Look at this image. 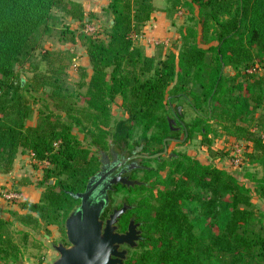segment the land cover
<instances>
[{
    "label": "trees",
    "instance_id": "16d2710c",
    "mask_svg": "<svg viewBox=\"0 0 264 264\" xmlns=\"http://www.w3.org/2000/svg\"><path fill=\"white\" fill-rule=\"evenodd\" d=\"M180 1L191 10L187 18L191 24L181 31L178 52H169L153 66L152 57L134 43V37L141 34L154 10L152 0H110L103 9L112 17V23L104 30L105 36L82 35L91 71L83 93L85 105L76 108L70 94L58 92V77L44 78L51 91L37 99L47 102L48 108L52 102L53 108L48 112L40 109L37 123L27 126L25 120L31 110L21 90L28 87L21 78L14 79V67L34 50L41 49L44 59L51 54L41 46L43 36L51 33L58 18L54 10L77 21L78 29L89 23L90 18L75 1L0 0V169L10 170L16 154L26 149L35 161L48 162L49 166L42 169L45 182L54 178L53 184H46L38 202L23 201L17 204L19 210L8 211L19 224L32 228H38L41 222L47 228L62 224L78 203L73 194L82 191L97 170V157L89 156L88 148L73 133L74 126L81 131L88 129L91 136L85 138L95 148L118 131L131 135L133 127L140 125L141 137L146 138L156 126L159 132L151 133L148 140L160 145L165 136L160 132L170 131L166 113L160 112L171 104V97L180 100L191 96L194 110L211 98L208 109L213 112L224 90L222 65L240 68L243 76L254 75L246 71L255 63L251 58L253 49L257 55L264 54V0H168V12L178 8ZM68 2L72 10L67 9ZM210 52L213 55L207 59ZM56 55L63 57L61 53ZM127 65L131 70H127ZM145 74L149 75L142 78ZM43 84L42 79V83L30 89L36 90ZM189 86H198L200 92L195 93ZM234 87L236 95L230 108H222L218 114L226 123L224 129L244 132L237 118L248 114L252 105L262 107L264 93L255 96L253 86L245 82H237ZM117 96L127 118L118 121L111 130L109 104ZM203 119L198 113L197 120ZM199 130L206 133L204 127ZM261 143L264 148V139ZM170 165V174L161 181L166 188L156 185L158 189L153 194L155 188L141 187L152 192L139 197L134 209L142 223L143 241L139 242L142 250L129 255L124 263L195 264L194 225L183 203L197 199L194 189L200 184L215 196L209 204H215L213 224L219 232L208 247H218L226 253L230 264H264V232L257 227L258 214L250 197L252 189L264 200V176L253 175L250 188L239 180V172L202 165L187 157L175 159ZM220 190L229 193L230 198H218ZM10 222L0 217V260L18 263L20 250L12 238ZM126 223L125 218L122 230ZM195 223L202 225L203 221L196 219Z\"/></svg>",
    "mask_w": 264,
    "mask_h": 264
},
{
    "label": "rangeland",
    "instance_id": "374dc122",
    "mask_svg": "<svg viewBox=\"0 0 264 264\" xmlns=\"http://www.w3.org/2000/svg\"><path fill=\"white\" fill-rule=\"evenodd\" d=\"M69 1L73 2L71 0ZM65 2L67 3V1ZM66 7L68 10H72V5L70 3L67 4ZM177 7L178 8H172L173 10L170 9L169 12L173 15L177 13V11H180L184 20L183 26L179 28L177 36L171 41L169 47L164 44L158 47L156 55L152 56L151 63L153 66H157V62L164 59L169 52H178L181 45V31L185 26L191 24L190 21H187V18H190L191 12L188 6L180 1ZM83 12L90 18V22L82 25L81 28L78 29L77 21L72 20L67 14L54 10L58 18L53 22L51 33L43 36V44L41 46L43 51L45 49L51 54L47 55L44 59L41 49L34 50L22 64H17L14 67V79L18 80L21 78L24 86L28 87V90H24V88L21 90L28 99L31 110L29 117L25 120L27 126H34L37 123L40 109L48 112L53 108L52 102L49 103L50 107L48 108L47 102L37 99L39 96H44L51 91V87L45 84L46 80H44V78H50V76L58 77L60 85L58 92H63L67 94L66 96L70 94L69 97L75 101L76 108L85 105L83 93L87 89L91 71L86 65V49L82 35L86 34L88 36L104 37V30L108 27L109 23H112V17L107 10L98 12L84 10ZM67 27H69V30H67ZM72 32L73 35L71 34ZM72 38L75 39L74 43L71 42ZM163 52H165V54ZM56 53L63 54V57L59 58ZM212 55L211 52L208 53L207 59L211 58ZM251 58L255 60L253 67L248 68H253L252 72H254V75L252 76H243L240 68L233 69L229 66L222 65V74L225 77L223 84L224 90L220 104L213 112L208 109L211 98L207 100V104L201 103V108L199 110H194L191 107V96H187L186 99L182 98L180 100L174 99L173 97L170 98L172 107L178 106V104L181 106L180 114H182L185 121L188 123L190 122V127L186 139L178 143H171L168 147V153L162 157L160 163H156L155 170L148 178L151 179V188H155L156 185L160 188H166V185L161 184V181H164L170 174L172 170L170 164L175 159H183L185 157L195 160L202 165L215 166L216 168L236 174L239 172V180L250 188H253L252 178L254 176H264V148L261 143V139H263L261 135L264 133V105L262 107L252 105L249 108L248 114H244L242 117L237 118L236 122L245 129L244 132L235 131L234 128H230V130L224 129V124L226 123L218 114L220 109L230 108L236 95L234 86L237 82L251 84L254 88L255 96L259 93H264V54L261 56L257 55V51L253 49ZM137 66H140V63L137 64ZM125 67L127 70H131V66L127 65ZM135 71L138 73L137 69H135ZM149 74H145L141 77L143 78ZM42 79L43 85H40L36 90L30 89L36 86V84L42 83ZM189 88H194L193 91H195V93L200 92L198 86H189ZM170 90L171 89H169L168 92ZM121 102V98L117 96L116 99L109 104L111 112L109 128H111V130L116 126L118 121L127 118V114ZM163 112L169 116L173 114L169 106H166L164 111L160 113ZM198 113L204 117L202 121L197 120ZM61 115L64 116L62 112ZM194 123L198 124V127L194 126ZM203 127L206 133H202L199 130ZM87 130L88 129H83V131H81L80 127L76 126L72 129L73 133L79 138L81 145L88 148L89 156L97 157V149L91 146L89 139L87 140L85 138L91 136ZM158 130L159 128L155 126L148 134L159 132ZM141 133L142 128L140 125H137L133 127L131 135L129 136L130 138L139 139L141 138ZM160 133L166 136L167 134H171V131L164 130ZM175 134L178 135V133ZM237 145L243 148L241 151L243 164L234 167L230 163V158L233 156ZM160 146L161 144L155 145L149 143L150 148L158 149ZM24 151L26 152L28 150L25 149ZM40 165L49 166V164L46 165L44 161L40 162ZM37 178V184L43 189L47 183L53 184L54 181V178H51L49 181L46 180L45 182L43 171ZM158 187L153 190V194L157 192ZM151 193L152 192L146 189H142L139 190L138 197L151 195ZM194 196H197V199L193 202L187 201L183 203V209L194 225L193 241L195 247L194 253L196 255L195 264H230V257L226 253L219 251L218 247H208L211 239L219 232L213 224L215 204H209L210 198H215V196L211 194L209 189L202 187L200 184L194 189ZM118 197L121 199L122 196L120 195ZM134 197L135 195H132L128 200L131 202L135 200ZM217 197L229 199L230 194L220 190ZM250 197L252 198L253 204L256 206V213L258 214L257 227H261V230L264 232V200L259 198L252 189ZM257 207L259 210H257ZM196 219L203 221L202 225H196ZM9 220H11L9 229L12 233V238L20 250L19 259L18 263L9 260H0V264H48L49 260L56 255V252L51 250L49 242L60 241L67 244L64 222L51 228H49V226L48 228L45 227L44 223L41 222L38 228H32L31 226L19 224L12 217H9ZM45 235H48L49 238H45ZM141 250L142 248L139 247L138 244L135 248L130 249L129 255L134 252L139 253Z\"/></svg>",
    "mask_w": 264,
    "mask_h": 264
},
{
    "label": "water",
    "instance_id": "95a60500",
    "mask_svg": "<svg viewBox=\"0 0 264 264\" xmlns=\"http://www.w3.org/2000/svg\"><path fill=\"white\" fill-rule=\"evenodd\" d=\"M169 107L173 110L171 104ZM178 109L181 113V107ZM105 175L96 172L88 178L82 191L73 194L78 203L64 219L67 244L60 241L49 242L56 255L48 264H125L123 259L127 251L121 249L122 246L127 245L131 249L143 241L141 232L135 230L133 219L124 232L117 226L126 206L114 210L108 218L102 217L109 203L107 190L111 183L120 181L129 185L139 182L117 177L104 181ZM45 238L48 239L49 236L45 235Z\"/></svg>",
    "mask_w": 264,
    "mask_h": 264
},
{
    "label": "flooded vegetation",
    "instance_id": "af4514ba",
    "mask_svg": "<svg viewBox=\"0 0 264 264\" xmlns=\"http://www.w3.org/2000/svg\"><path fill=\"white\" fill-rule=\"evenodd\" d=\"M181 106L173 107L172 116L166 115L167 122L171 134H167L163 137L161 146L158 149L149 147V136L146 138H130V136L123 132H119L114 135L110 134L106 138V143L99 146L97 149L98 168L93 173L100 172L106 174L104 181L111 180L115 177L126 178L128 181H138L135 184H123L120 181L111 183L110 188L107 190L109 195V203L105 208L102 217L108 218L114 210L120 209L122 206H126L125 211L121 214L117 226L121 232L127 229V226L131 219L135 224V230L140 231L142 234V223L137 219L134 209L139 200L138 194L141 187L150 188L151 179H148L156 168V163H160L163 156L168 153V147L171 143H178L185 140L190 127L188 123L182 117V114L178 113V108ZM175 133H178L175 134ZM166 151L164 152V150ZM164 152V153H162ZM104 160V161H103ZM92 174V175H93ZM91 175V176H92ZM100 175L97 176L99 178ZM122 196L119 199L118 196ZM132 195H135V200L129 201ZM127 219L126 227L122 230L123 219ZM121 249L126 250V255L123 261H125L130 253V249L127 245L122 246Z\"/></svg>",
    "mask_w": 264,
    "mask_h": 264
},
{
    "label": "crops",
    "instance_id": "0c3cea01",
    "mask_svg": "<svg viewBox=\"0 0 264 264\" xmlns=\"http://www.w3.org/2000/svg\"><path fill=\"white\" fill-rule=\"evenodd\" d=\"M82 5L85 11H102L107 8L110 0H73ZM153 12L150 19L143 26L140 35L134 37V43L142 48L146 56H154L160 45L169 47L175 39L179 28L184 20L181 12L175 14L168 12V0H152ZM171 49V48H170ZM165 54V52H163ZM86 65H88L86 57ZM40 162L35 161L29 151L16 154L10 170L0 169V217L9 219L8 211L19 210L18 203L23 201L38 202L43 188L37 184L38 176L41 175ZM18 190L20 196L17 203H10L4 199V193ZM55 225H50L49 228Z\"/></svg>",
    "mask_w": 264,
    "mask_h": 264
},
{
    "label": "built area",
    "instance_id": "2783aa9c",
    "mask_svg": "<svg viewBox=\"0 0 264 264\" xmlns=\"http://www.w3.org/2000/svg\"><path fill=\"white\" fill-rule=\"evenodd\" d=\"M252 69H249L248 72H252ZM261 137L264 139V133L261 135ZM242 147L240 145H237L235 147V151L233 156L230 158V163L231 165H233L234 167L240 166L243 164L242 161V157H241V151H242ZM44 163L46 165H48V162L44 161ZM20 196L18 195L17 192H15L14 190H9L7 192L4 193V199L6 201H8L9 203H17L19 201Z\"/></svg>",
    "mask_w": 264,
    "mask_h": 264
}]
</instances>
